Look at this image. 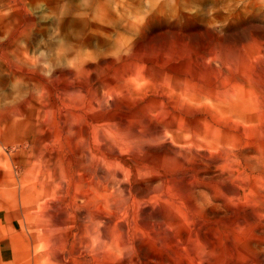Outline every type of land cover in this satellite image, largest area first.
Masks as SVG:
<instances>
[{"label":"rangeland","instance_id":"1","mask_svg":"<svg viewBox=\"0 0 264 264\" xmlns=\"http://www.w3.org/2000/svg\"><path fill=\"white\" fill-rule=\"evenodd\" d=\"M0 264H264V0H0Z\"/></svg>","mask_w":264,"mask_h":264},{"label":"bare ground","instance_id":"2","mask_svg":"<svg viewBox=\"0 0 264 264\" xmlns=\"http://www.w3.org/2000/svg\"><path fill=\"white\" fill-rule=\"evenodd\" d=\"M96 177V176H95ZM107 180V179H106ZM104 185V184H103ZM95 212V211H94ZM112 212V211H111ZM118 212V211H117ZM113 214V213H112ZM51 215V214H50ZM108 217V216H107ZM63 219V218H62ZM103 219V218H102ZM108 226V225H107ZM99 228V227H98ZM99 234V236H101V237H103V238H105V234L103 233V232H99L98 233ZM114 236V235H113ZM52 250V249H51Z\"/></svg>","mask_w":264,"mask_h":264}]
</instances>
